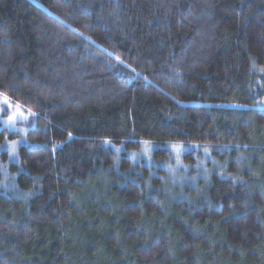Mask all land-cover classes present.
<instances>
[{
	"label": "trees",
	"instance_id": "obj_1",
	"mask_svg": "<svg viewBox=\"0 0 264 264\" xmlns=\"http://www.w3.org/2000/svg\"><path fill=\"white\" fill-rule=\"evenodd\" d=\"M0 92L36 112L0 125V264H264V0H0ZM144 141L224 168L170 198Z\"/></svg>",
	"mask_w": 264,
	"mask_h": 264
},
{
	"label": "rangeland",
	"instance_id": "obj_2",
	"mask_svg": "<svg viewBox=\"0 0 264 264\" xmlns=\"http://www.w3.org/2000/svg\"><path fill=\"white\" fill-rule=\"evenodd\" d=\"M7 118L5 115H0V121ZM3 126V125H2ZM4 127V126H3ZM7 128V127H6ZM9 130H13L8 128ZM16 131L23 129L19 127V121L16 124ZM24 132V131H23ZM13 141H18L15 151L10 147L12 141H6L5 144L1 147L9 152V158L11 161L18 158V147L23 143L22 139H15ZM172 144L184 145V148L177 153L172 147ZM145 145L141 144V147L137 151L128 152L126 155L134 163H143L147 166H150L152 169L158 167H164L168 171V192L170 198H187L192 194L188 193L184 188L185 185H188L193 191L197 190L196 184L199 180H207L209 175L214 171H221L224 168V164L219 162L214 155L213 151L217 150L220 152L222 149L219 147H201L198 145L191 144H182V143H171L166 145H160L157 143H150L147 154L144 152ZM207 148L208 152L206 153L204 149ZM115 149H120L117 151V154L122 157L124 154L123 146H116ZM169 150L168 158L166 161H162L161 158L165 157L164 150ZM1 151V150H0ZM133 153L136 155L133 156ZM167 192V193H168Z\"/></svg>",
	"mask_w": 264,
	"mask_h": 264
},
{
	"label": "snow or ice",
	"instance_id": "obj_3",
	"mask_svg": "<svg viewBox=\"0 0 264 264\" xmlns=\"http://www.w3.org/2000/svg\"><path fill=\"white\" fill-rule=\"evenodd\" d=\"M116 59L119 60V57H116ZM5 114L7 118L5 120L0 121V125H3L4 127L7 128H11L13 130H17L16 124L18 121H25L28 119L29 116H35L36 112H34L31 108H26L25 106L21 105L18 101H13L6 92H0V115H5ZM18 131H26V130L19 129ZM17 143L19 142L12 141L10 144V147L13 150V152L15 151V147ZM104 143L111 144V141L105 140ZM143 143L145 145L144 152L145 154H147L148 148L150 146V142L144 141ZM171 147L177 153H179L180 150L184 148V145L172 144ZM116 150L120 151V149H116ZM204 151L207 153L208 149L205 148ZM135 155L136 154L133 153V156Z\"/></svg>",
	"mask_w": 264,
	"mask_h": 264
}]
</instances>
